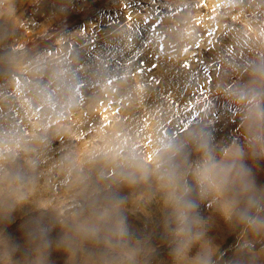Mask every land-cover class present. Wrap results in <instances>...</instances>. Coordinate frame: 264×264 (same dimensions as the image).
<instances>
[{"label": "rangeland", "instance_id": "374dc122", "mask_svg": "<svg viewBox=\"0 0 264 264\" xmlns=\"http://www.w3.org/2000/svg\"><path fill=\"white\" fill-rule=\"evenodd\" d=\"M259 64L264 0H0V264H264V230L241 222L234 186L201 195L188 140L211 133L217 159L244 150L264 219V155L250 143L264 146V126L249 128L248 101L233 98L255 87L264 108ZM170 138L184 143L171 160L154 151ZM170 167L201 221L180 259L157 178ZM112 197L127 235L102 223L95 241L76 236Z\"/></svg>", "mask_w": 264, "mask_h": 264}, {"label": "clouds", "instance_id": "9594fccd", "mask_svg": "<svg viewBox=\"0 0 264 264\" xmlns=\"http://www.w3.org/2000/svg\"><path fill=\"white\" fill-rule=\"evenodd\" d=\"M252 78L255 85L264 87V64H259L252 69ZM262 93L255 87L249 91H241L234 95V99L239 103L247 100L249 107L244 114V122L249 128L259 129L264 126V108L260 106ZM249 97H251L249 99ZM188 140L193 144L195 150L200 153L201 159L192 171L193 179L200 189L201 195L211 190L217 194H223L229 186H234L238 190L240 200H243L244 208L240 212L239 219L246 223L253 231L264 230V219L258 215L262 209L260 198L256 195L254 181L250 175V169L244 162L245 152L235 142L224 148L220 158L217 159L212 147L211 133L203 129H193ZM253 148L259 147V153L264 155V146H258L254 141H250ZM184 143L177 142L174 138L162 142L161 147L154 149L159 156L166 153L168 159L179 157ZM135 159V158H134ZM130 168H136L146 175V170L139 168L135 164H129ZM157 168L160 164L157 163ZM160 186L165 193V204L171 209L176 228L174 237L176 248L174 258H183L191 244L200 239L202 233L199 231L201 221L196 214V204L191 199L192 189L183 182L184 177L178 173L176 168L170 167L158 177ZM124 179L131 183L135 176L127 174ZM24 197H17V203L22 202ZM239 201L228 203L224 211L230 217L232 210ZM122 201L118 197H112L104 211L95 219L89 218L83 221L74 222V233L82 240L95 241L97 233L101 230L102 223H111L112 235L117 239H123L127 235V226L124 218L120 215ZM255 213V214H254ZM193 264H209L208 260L197 257Z\"/></svg>", "mask_w": 264, "mask_h": 264}]
</instances>
